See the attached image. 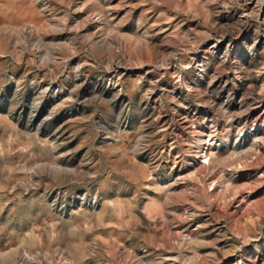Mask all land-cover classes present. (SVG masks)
Segmentation results:
<instances>
[{"label":"rangeland","instance_id":"374dc122","mask_svg":"<svg viewBox=\"0 0 264 264\" xmlns=\"http://www.w3.org/2000/svg\"><path fill=\"white\" fill-rule=\"evenodd\" d=\"M0 264H264V0H0Z\"/></svg>","mask_w":264,"mask_h":264},{"label":"bare ground","instance_id":"6f19581e","mask_svg":"<svg viewBox=\"0 0 264 264\" xmlns=\"http://www.w3.org/2000/svg\"><path fill=\"white\" fill-rule=\"evenodd\" d=\"M249 7V6H248ZM246 10V9H245ZM211 48L212 49H217L218 47H219V45H218V40H214V43L213 44H211ZM229 50V49H228ZM213 51V50H212ZM215 51V50H214ZM220 54H222L221 52H219ZM230 79V78H229ZM233 81V80H232ZM234 85H235V83H234ZM237 105V104H236ZM238 108V107H237ZM236 108V109H237ZM247 109H249L248 107H247ZM247 109H245V110H247ZM238 110V109H237ZM239 111V110H238ZM200 116V115H199ZM202 117V116H201ZM249 118V117H248ZM209 133V132H208ZM252 136V135H251ZM205 150V149H204ZM203 152V151H202ZM206 152V151H205Z\"/></svg>","mask_w":264,"mask_h":264},{"label":"built area","instance_id":"2783aa9c","mask_svg":"<svg viewBox=\"0 0 264 264\" xmlns=\"http://www.w3.org/2000/svg\"><path fill=\"white\" fill-rule=\"evenodd\" d=\"M225 50H227V49H224L223 51H221V49H219V51L222 53V52H224ZM200 58H201V54H200Z\"/></svg>","mask_w":264,"mask_h":264}]
</instances>
